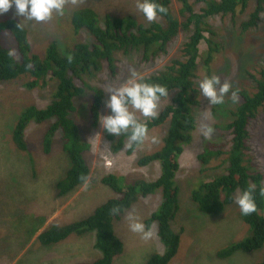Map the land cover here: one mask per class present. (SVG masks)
I'll use <instances>...</instances> for the list:
<instances>
[{
	"label": "rangeland",
	"instance_id": "rangeland-1",
	"mask_svg": "<svg viewBox=\"0 0 264 264\" xmlns=\"http://www.w3.org/2000/svg\"><path fill=\"white\" fill-rule=\"evenodd\" d=\"M106 1L108 4L99 10L101 17L103 16L101 23L106 14L117 18L134 16L136 20L146 25L154 23V21H147L137 10L133 4L136 0L131 2L124 0L126 3L129 2L128 4L123 1L118 3L117 0H113V4L111 0ZM173 2L176 18L181 20L179 9L183 6H180L176 0ZM83 3L84 0H66L64 15L54 14L46 22L24 20L23 17L16 15L14 7L0 15V18H10L20 22L30 35L33 45L32 53L44 58L46 47L53 42L59 41L69 47L77 42L91 47L97 44L95 39L85 32H81L74 38L71 28L64 27L66 21L64 16L71 11L73 5L76 7ZM189 3L196 11L205 7V4L198 0H189ZM109 6L113 8H105ZM253 10L254 7L250 6L248 11L239 13L235 23L223 18L210 20L219 35V52L214 54L210 68L201 61L196 79L198 89L202 79L217 75L222 82H229L232 90L241 89L249 94L256 91V79L264 68V15L258 28L244 32L241 29V23L249 20ZM188 36L185 32L178 33L167 53L162 54L163 57L157 56L147 60L142 49L137 50L138 53H132V56L116 53L115 67L118 73L114 77L107 62H103L102 69L94 77H84L91 87L101 88L104 91L100 116L107 115L105 105L108 87H119L123 84L128 79L131 69H135L146 78L163 72L175 61H184L185 59L180 58L183 56L184 44L188 41ZM200 49L201 54L207 49L204 41ZM200 59L204 60L206 56L200 55ZM54 83L49 84L46 89L33 91L22 89L19 83L0 84V180L3 185V190H0V264H80L99 259L101 256L95 249L94 233L70 236L50 248L42 246L37 238L51 223L55 222L60 226L80 223L110 199L118 197L112 189L102 184L103 177L117 174L123 177L127 184H133L136 180L142 179L154 181L161 174L159 162L152 163L148 167H139L138 162L143 156L160 149L166 135V127L150 131L149 136H155L158 142L146 141L142 148L135 151V154H128V150L114 152L115 143H110L108 134L101 128L99 122L97 127H94L89 113V103H91L89 94L76 100L77 111L72 117L80 127L84 142L88 143L99 134V139L95 140L94 144L88 143L90 149L86 154V160L91 168V177L73 194L59 197L57 183L70 169V162L61 148L62 131L56 134L50 154H45L43 151L44 135L50 126L48 123L41 125L36 123L29 126L26 141L31 153L12 152V144L9 141L16 122L14 119L25 107L36 106L39 109H45L49 106L55 90ZM78 84L80 85L79 82ZM195 97L199 105L193 108L196 118L194 140L185 148L180 158V170L176 178L179 187V210L172 226L178 233H181V229L183 230L181 249L170 264H257L264 261V247L251 253L237 252L226 260H219L216 257L219 250L249 236V227L239 218L238 206L232 202L221 215L204 216L200 214L198 205L191 198L192 191L200 186L202 180H213L226 173L227 165L225 168L221 167L222 160L226 158L225 155L220 159L214 158L209 165V170L204 173L200 171L201 166L197 157L198 153L207 146H213V149L224 152L230 150L231 144L228 141L231 137L222 135L223 130L220 127L231 121L227 113L234 111L241 100L239 98V102L233 103L230 95H226L224 102L215 110L214 115L212 109L218 105H210L207 98L200 94V90ZM171 102L172 97L161 100L158 113ZM205 110H207V119H205ZM138 119L143 122L149 120L139 114ZM201 123H207L214 129L210 139H205L201 134ZM250 126L246 151L248 161L245 164L251 171L260 172L263 175L262 186L264 187V113L260 112ZM106 144L111 147V151L105 150ZM9 181H12L14 188H10L12 185ZM162 200V192L159 190L152 196L140 199L115 220L116 236L124 244L123 257L115 264H146L152 255L164 252L156 224L151 226L153 238L145 241L140 234L129 230L126 219L127 214L131 212L146 225L147 220L159 210ZM28 212L35 215L33 222L23 220L22 213L28 214ZM261 215L264 216V210ZM41 216H45L47 222L45 225L37 226ZM40 228L42 229L39 230ZM38 230L39 232L28 242V235L35 234ZM10 257L14 259L10 261Z\"/></svg>",
	"mask_w": 264,
	"mask_h": 264
},
{
	"label": "trees",
	"instance_id": "trees-1",
	"mask_svg": "<svg viewBox=\"0 0 264 264\" xmlns=\"http://www.w3.org/2000/svg\"><path fill=\"white\" fill-rule=\"evenodd\" d=\"M121 1L126 3L124 0H117L118 3ZM176 1L183 6L179 9L181 20L175 17L173 0H156L167 11L159 14L158 20L152 25H146L136 20L134 16L117 18L108 14L101 23L103 16L101 17L99 10H102L108 2L84 0L83 4L76 7L73 5L71 11L64 16L66 19L64 27L71 28L74 38L85 32L93 37L97 44L91 47L77 42L69 47L59 41L53 42L46 47L44 58L32 53L30 35L20 22L10 18H0V84L19 83L22 89L33 91L46 89L49 84L55 82L53 99L47 108L25 107L19 117H15L16 122L9 138L12 152L31 153L26 141V132L31 124H50L43 139L45 154L51 153L56 134L62 131L61 148L70 162V169L57 183L58 196L61 198L76 192L91 177V168L86 160L90 145L83 141L80 127L72 115L77 111L75 105L77 97L90 94L89 113L94 127H97L103 107L104 91L101 88L91 87L84 77H94L102 69L103 62H107L111 67L114 77L118 73L115 67L116 53L132 56V53H138L136 51L142 49L147 60L157 56L163 57L162 54L167 53L178 33L185 32L189 35L188 41L184 44L183 56L180 58L185 59L184 61H175L163 72L144 78L145 82L166 87L169 93L167 97H172V102L159 110L156 119L144 121L149 132L159 127H166V135L160 149L143 156L138 162L139 167H148L152 163L159 162L160 176L154 181L142 179L136 180L133 184H127L126 180L117 174L103 177L102 184L112 189L118 197L110 199L80 223L61 226L55 222L51 223L37 238L42 246L50 248L70 236L94 233L95 249L99 251L101 257L93 262L80 264H115L122 258L124 244L116 236L115 220L140 199L152 196L159 190L162 192V203L159 210L147 220L146 227L157 225L164 252L152 255L146 264H170L180 252L183 230L178 233L172 226L179 210V187L176 178L180 170V158L185 148L193 143V134L196 130L193 108L199 105L195 97L199 92L196 85L198 67L201 61H204L203 64L210 68L214 54L219 52V35L210 20L223 18L235 23L239 13L243 14L253 6L254 10L249 20L241 23V29L243 32L256 29L264 15V0H198L205 4V7L199 11L191 6L189 0ZM133 4L136 7V2ZM203 41L207 49L201 54L200 45ZM9 49H15L14 56H8ZM200 55L206 56V59H200ZM256 84V91L253 94L235 89L241 103L234 111L227 113L231 121L220 127L223 130L222 135L231 137L228 141L231 144L230 150L224 152L213 149V146H207L198 153L197 157L201 173L209 170L214 158L220 159L225 155L221 167L225 168L227 165L225 174L213 180H202L200 186L192 191V201L198 205L200 214L221 215L226 207L232 204L234 194L244 190L252 191L256 204V211L248 216H242L239 211V218L249 227V236L219 250L216 255L219 260H226L237 252L251 253L264 247V216L261 215L264 210V195L260 192L263 187V175L251 171L245 164L248 161L246 151L250 125L260 112L264 113V68L261 69ZM218 108L219 105L212 109L214 115ZM108 136L110 143H115L114 152L122 151L126 137ZM132 153L128 150V154ZM9 182L12 185L10 188H14L12 181ZM0 190H3L1 180ZM19 205L22 206V203L19 202ZM114 207L120 209L119 215L112 214L111 209ZM30 212L33 213L31 210ZM21 216L28 222H33L35 218V215L29 212L22 213ZM44 217H40L37 226L46 224L47 218ZM39 230L35 234L28 235L27 241L29 242ZM12 259L14 258H9L10 261ZM257 264H264V261Z\"/></svg>",
	"mask_w": 264,
	"mask_h": 264
},
{
	"label": "clouds",
	"instance_id": "clouds-1",
	"mask_svg": "<svg viewBox=\"0 0 264 264\" xmlns=\"http://www.w3.org/2000/svg\"><path fill=\"white\" fill-rule=\"evenodd\" d=\"M65 3L66 0H0V15L9 12L14 7L16 15L23 17L24 20L46 22L54 14L63 16ZM136 8L149 22L155 21L159 14H164L167 11L156 0H136ZM173 12H176L175 9ZM7 54L9 57L14 56L15 49H9ZM199 90L200 94L207 98L210 105L222 104L226 95H230L233 103L239 102V96L235 90H232L231 84L227 81L222 82L217 75L202 79L199 82ZM106 93L108 96L105 105L107 115L99 117V124L104 132L110 136L120 137L123 135L126 137L122 150H130L135 154V151L142 148L146 141L158 142L155 136H149V128L145 122L138 119V114L146 120L156 119L161 98L167 97L169 94L166 87L145 82L141 74L135 69H131L128 79L123 84L119 87H108ZM80 97H77L76 100ZM90 105L91 103H89ZM85 106L88 107V105ZM204 114L205 119H207V110L204 111ZM200 132L205 139H210L214 129L207 123H201ZM97 139H99V134L89 142L94 144ZM104 147L106 151H111L108 144ZM260 192L264 195V187H261ZM233 203L238 206L242 216H248L256 211L251 190L235 193ZM111 212L113 215H119L120 209L114 207ZM126 219L131 232L140 234L145 241L153 238L154 233L151 227H146L131 212L127 214Z\"/></svg>",
	"mask_w": 264,
	"mask_h": 264
}]
</instances>
